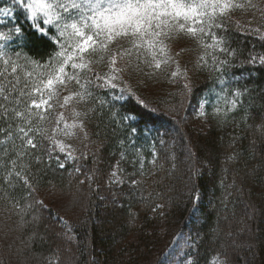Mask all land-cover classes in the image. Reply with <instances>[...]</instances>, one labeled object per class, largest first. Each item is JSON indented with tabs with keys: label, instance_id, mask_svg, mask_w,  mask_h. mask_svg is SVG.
Masks as SVG:
<instances>
[{
	"label": "trees",
	"instance_id": "trees-1",
	"mask_svg": "<svg viewBox=\"0 0 264 264\" xmlns=\"http://www.w3.org/2000/svg\"><path fill=\"white\" fill-rule=\"evenodd\" d=\"M5 1L12 5V0ZM253 1L264 8V0ZM254 14L253 27L264 24L260 12L254 10ZM251 19V13L233 16L240 23ZM14 23L23 29L20 49L24 55L47 63L58 50L49 38L55 27L44 25L52 32L41 34L19 7ZM232 41L238 59L229 78L239 80L230 87L247 91L242 105L225 122L214 112L218 73L210 67H195L200 52L187 38L168 43L174 66L168 68L166 84L161 79L135 89L124 69L128 58L118 63L124 70L117 85L127 89L125 98L117 99L115 89H97L99 96L90 103L95 111L87 106L80 111L88 112V138L83 133L70 136L68 144L94 154L86 163L78 162L81 172L74 171L77 164L71 161L64 170L54 164L51 168L41 165L34 196L44 207L34 205L35 211L26 214L14 207V201L24 205L32 197L15 181L0 183V226L5 228L0 232V264H56V257L59 264H166L163 256L177 236L184 242L181 264H264V66L241 63L253 49L264 53V41L236 31ZM180 48L185 51L175 55ZM177 64L181 75L171 78ZM102 66L97 70L103 72ZM110 91L116 93L115 100L108 98ZM202 101H207L205 120L197 114ZM52 126L41 124L48 130ZM132 128L137 129L134 137L129 136ZM132 143L141 149L137 159L144 161L143 168L140 163L135 168L131 163L121 166L125 176L132 174L138 184L110 188L109 166L122 150L131 153ZM14 145L18 144L0 134V158L5 157V149L14 151ZM193 169L198 173L200 195L195 204L189 198ZM5 174L0 170V176ZM88 176L95 179L86 180ZM82 180L86 182L81 184ZM42 195L50 197L48 204ZM157 205L161 207L156 209ZM34 216L38 217L35 222Z\"/></svg>",
	"mask_w": 264,
	"mask_h": 264
},
{
	"label": "snow or ice",
	"instance_id": "snow-or-ice-1",
	"mask_svg": "<svg viewBox=\"0 0 264 264\" xmlns=\"http://www.w3.org/2000/svg\"><path fill=\"white\" fill-rule=\"evenodd\" d=\"M16 7L23 10L31 26L41 34L52 32L51 27L46 29L44 25L54 26L55 32L49 38L58 49L44 64L22 57L19 52L13 59L7 49L14 39H19L23 29L15 24L7 32L0 31V63L3 65L0 70V123L6 125L0 126V134L20 141L19 145H14V151L5 149V157L0 158L5 161L0 163V170L6 173L0 176V183L12 185L15 181L32 197L31 202L24 205L14 201V207L21 214L35 211L34 205L44 207L43 201L35 200L34 196V184L37 183L41 165L51 168L54 164L64 170L71 161L77 164L74 171L80 173L78 162L86 163L94 158V154L90 156L87 151H81L57 139V136L61 133L65 137L83 133L84 139L88 138L85 126L88 112L76 111L73 105L94 102L96 89H116V81L123 72L117 65L125 57L131 60L134 56L140 70L143 65L154 72L160 71L173 63L168 41L180 36L194 41L200 52L195 67H210L212 72L218 73L216 80L220 90L216 93L214 112L225 122L227 116L242 105V97L247 91L230 87L239 80L238 77L229 78L238 59V50L232 47L233 31L264 41V24L253 27L257 19L254 10H258L260 18L264 19V8H258L252 0H12L11 6L0 7V14L14 17ZM237 12L251 13L252 19L244 23L234 21L233 16ZM121 41H126L130 47L121 45L113 51L112 45ZM184 51L180 48L175 55ZM97 56H100L106 71L101 72L94 67L93 58ZM241 63L264 66V53L253 49ZM27 68L31 71H24ZM22 71L23 76L20 75ZM180 75L177 64L171 78ZM183 75L187 79V68L183 70ZM70 87L76 90L72 91ZM184 87L191 92L188 84ZM64 91L68 94L62 96L61 102ZM120 91L118 99H123V92L127 89ZM206 103L202 101L201 107ZM57 108L60 111L53 118L52 113ZM42 123H54L52 135L45 134L47 129L41 127ZM136 133L137 129L132 128L129 136L134 137ZM81 146L87 147L83 142ZM129 148L133 150L131 153L127 149L122 150L116 163L109 166L112 169L107 173L110 188H119L128 182L133 187L138 184L132 174L125 176L126 169L121 166L131 163L135 168L140 163L143 168L144 161L137 159L141 149L134 143ZM33 168L36 172L32 171ZM94 179V176L86 177V180ZM197 179L198 173L193 169L188 178L189 198L193 204L199 201ZM85 182L80 181L81 184ZM160 207L157 205L156 209ZM37 219L34 216L33 222ZM57 220L67 223L60 216ZM53 256L56 257V254L53 253ZM56 264H59L58 257ZM216 264L222 262L217 261Z\"/></svg>",
	"mask_w": 264,
	"mask_h": 264
},
{
	"label": "rangeland",
	"instance_id": "rangeland-1",
	"mask_svg": "<svg viewBox=\"0 0 264 264\" xmlns=\"http://www.w3.org/2000/svg\"><path fill=\"white\" fill-rule=\"evenodd\" d=\"M252 2H254L252 0ZM9 6L5 0H0V7H7ZM13 25H15L14 23V17H7V16H4L2 14H0V31H5L7 32L9 30V28H11ZM180 38H183L182 36L180 37H174L173 39H180ZM189 40V39H188ZM170 41L167 42V44L169 43ZM189 42L193 43V44H196L194 41L192 40H189ZM121 45L124 47V48H127V47H130L128 45V43L126 41H121V42H118L117 44H114L112 45V50L115 51V49L117 47H121ZM20 37L19 39H14L7 51L9 53L10 56H12L13 59H15V53L19 52L21 54L22 57H24V53L22 51V49H20ZM102 55H106V54H102ZM30 59V58H29ZM95 63H94V67H96L97 69L102 66V63L100 62V56H97V57H94L93 58ZM32 60V59H30ZM34 61V60H32ZM35 63H38V64H44V63H40V62H37V61H34ZM21 64H23V60L20 61ZM174 65L173 64H170L168 66H165L163 68V70H160V71H153L151 68H147V67H144L143 65L140 66V69L137 68V62H136V59L135 57L133 56V58L131 60L128 59V63L125 64V67L124 69H127V75L129 77V82L131 84V86H133V88L137 89V85H142L144 86L145 84L147 85H154L156 82H159L161 79H166L162 82V84H166L168 82V68H171L173 67ZM2 63H0V70H2ZM123 69V70H124ZM101 70L102 71H106V69L102 66L101 67ZM24 71H31V68H27V69H24ZM24 71H22L20 73L21 76L24 75ZM121 75V74H120ZM120 77V76H119ZM166 81V83H165ZM116 83L119 85L121 83V81L119 80V78L117 79ZM121 86V85H120ZM118 86L115 91L117 93H119V95H121V89H123L122 87ZM70 90L74 91L76 89L74 88H71L70 87ZM97 90V89H96ZM142 92H146V90L144 88H142ZM68 94V91H64L60 97V101L62 102V96L63 95H67ZM99 96V93H97V91H95L94 93V96H93V100ZM116 93L114 91H110L109 92V99H112V100H115L116 98ZM126 96V92H123V98H125ZM119 97V96H118ZM117 97V99H118ZM92 101H90L89 103L87 104H84V103H80V104H74L73 107H75L76 110L78 111H82V109L86 108L87 106V109L88 108H91L93 111H95V108L93 107V105H91ZM2 103V102H0ZM89 104V105H88ZM9 107H11V105H9ZM2 111V109L0 110ZM59 108H57L55 110V112L52 113V116L53 118L55 117V115L58 114L59 112ZM203 112L205 113L204 111V107L202 108L201 105L200 107L198 108V115L202 116L203 120L206 119V116L205 114L204 115H201L200 113ZM49 125V124H48ZM3 126H6V125H3ZM54 127V126H52ZM52 127L50 128V130L47 129V132L48 133H51L52 134ZM58 139L60 140H63L65 143H69L70 140H71V137H65L62 133L60 135L57 136ZM12 144H18L20 143V141L18 139L16 140H12L10 139ZM41 198L48 204L50 202V197L49 196H44L42 195ZM200 202V195H199V201ZM197 202V203H198ZM196 210L194 211V213L197 212V208H195ZM3 219H0V222H2ZM7 225V224H6ZM5 229L3 226H0V232L2 231V229ZM7 228H8V225H7ZM5 231V230H4ZM7 237L4 236L2 237L3 240H5ZM183 244L184 242L180 239L179 236H177L174 240V242L172 243V245L168 248L167 252L164 254L163 256V260L166 264H181L182 263V255H183V251H182V248H183Z\"/></svg>",
	"mask_w": 264,
	"mask_h": 264
}]
</instances>
